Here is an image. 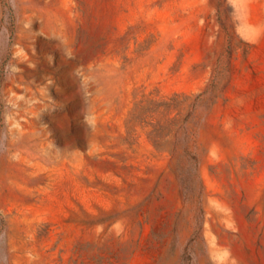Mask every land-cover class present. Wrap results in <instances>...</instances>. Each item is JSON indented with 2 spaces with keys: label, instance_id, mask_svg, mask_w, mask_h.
Wrapping results in <instances>:
<instances>
[{
  "label": "rangeland",
  "instance_id": "obj_1",
  "mask_svg": "<svg viewBox=\"0 0 264 264\" xmlns=\"http://www.w3.org/2000/svg\"><path fill=\"white\" fill-rule=\"evenodd\" d=\"M0 264H264V0H0Z\"/></svg>",
  "mask_w": 264,
  "mask_h": 264
}]
</instances>
